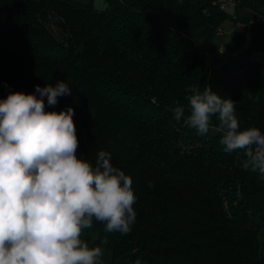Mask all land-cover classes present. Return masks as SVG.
<instances>
[{
  "label": "trees",
  "instance_id": "trees-1",
  "mask_svg": "<svg viewBox=\"0 0 264 264\" xmlns=\"http://www.w3.org/2000/svg\"><path fill=\"white\" fill-rule=\"evenodd\" d=\"M103 1L0 0V99L69 83L46 110L72 107L78 155L94 165L106 150L133 179L132 231L94 221L86 240L108 264H264V178L221 132L201 135L172 111L191 88H212L236 103L241 129L264 133V66L236 57L245 28L207 46L227 19L263 17L264 0H235L234 15L215 0Z\"/></svg>",
  "mask_w": 264,
  "mask_h": 264
},
{
  "label": "clouds",
  "instance_id": "clouds-1",
  "mask_svg": "<svg viewBox=\"0 0 264 264\" xmlns=\"http://www.w3.org/2000/svg\"><path fill=\"white\" fill-rule=\"evenodd\" d=\"M172 111L201 135L222 133L226 152L242 150L243 167L264 178V133L240 128L236 103L207 88L190 89ZM72 94L64 80L0 99V264H103L99 246L82 239L93 222L127 235L136 223L133 179L100 150L93 165L78 155L74 109L47 111ZM213 117L218 125L212 124Z\"/></svg>",
  "mask_w": 264,
  "mask_h": 264
},
{
  "label": "rangeland",
  "instance_id": "rangeland-1",
  "mask_svg": "<svg viewBox=\"0 0 264 264\" xmlns=\"http://www.w3.org/2000/svg\"><path fill=\"white\" fill-rule=\"evenodd\" d=\"M78 1L86 3L88 0ZM93 6L98 10H103L106 7L103 0H93ZM226 10L231 15H234L235 13L234 6H231ZM237 15L240 18H244L250 16L251 13L246 9H239ZM260 17L261 16H256L252 19H259ZM250 20L251 19L246 22H241L227 19L222 23L220 29L217 31V35L208 43L207 46H216L219 48H222L221 46H227L230 43L231 39L236 35V33H239L243 28H245L246 33V28H249V24L251 22ZM253 56H256L257 58L259 56V58L256 60ZM236 57L240 60L248 59L247 61H250L253 58L258 65L264 66V25L257 24L252 30H250V36L248 38L245 37L244 41L241 43L240 47L237 50ZM82 239L87 243L84 233L82 234ZM101 248L103 251L102 260L104 261L106 260L110 252L104 246H102ZM141 262V260H136L134 263L144 264L143 262Z\"/></svg>",
  "mask_w": 264,
  "mask_h": 264
},
{
  "label": "built area",
  "instance_id": "built-area-1",
  "mask_svg": "<svg viewBox=\"0 0 264 264\" xmlns=\"http://www.w3.org/2000/svg\"><path fill=\"white\" fill-rule=\"evenodd\" d=\"M217 5L219 6L220 9L224 10L229 8L230 6L235 5L236 1L235 0H215ZM235 18V17H233ZM250 24H249V28H246V33H245V37H249L250 36V30H252L257 24H262L264 25V16L260 17L259 19H251L250 20ZM221 50V48H220Z\"/></svg>",
  "mask_w": 264,
  "mask_h": 264
},
{
  "label": "crops",
  "instance_id": "crops-1",
  "mask_svg": "<svg viewBox=\"0 0 264 264\" xmlns=\"http://www.w3.org/2000/svg\"><path fill=\"white\" fill-rule=\"evenodd\" d=\"M252 38H253V36H252ZM221 45V44H220ZM221 47H223V46H221ZM254 57V59H258L259 58V56H258V58L256 57V56H253ZM253 58L249 61V62H252V63H256V61L254 60ZM244 60H248V59H244ZM257 64V63H256ZM87 244L89 245V247H91V245H90V243L87 241ZM106 253V252H105ZM109 260H110V254H108V256H107V258H106V260H104L103 261V263L104 264H108L109 263ZM142 263V262H141ZM129 264V263H128ZM133 264H135V263H133Z\"/></svg>",
  "mask_w": 264,
  "mask_h": 264
}]
</instances>
